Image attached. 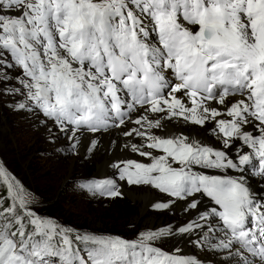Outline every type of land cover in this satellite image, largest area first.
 Segmentation results:
<instances>
[{
    "label": "snow or ice",
    "instance_id": "6c2138e0",
    "mask_svg": "<svg viewBox=\"0 0 264 264\" xmlns=\"http://www.w3.org/2000/svg\"><path fill=\"white\" fill-rule=\"evenodd\" d=\"M0 68L19 84L2 89L23 97L15 108L66 136L59 150L87 133L94 152L95 134L120 129L141 159L113 163L117 179L165 194L157 210H196L133 239L77 231L38 214L0 162V264H202L156 242L205 229L195 243L223 264H264V198L245 175L264 180V0H0ZM180 122L221 147L171 132ZM83 187L123 196L113 179Z\"/></svg>",
    "mask_w": 264,
    "mask_h": 264
},
{
    "label": "rangeland",
    "instance_id": "374dc122",
    "mask_svg": "<svg viewBox=\"0 0 264 264\" xmlns=\"http://www.w3.org/2000/svg\"><path fill=\"white\" fill-rule=\"evenodd\" d=\"M8 71L11 77L18 76L20 72L18 68ZM3 72L4 69L0 68V73ZM7 86L19 87V84L15 79L0 81V162L34 196L33 207L38 214L76 230L127 239L136 238L142 231H157L171 226L168 220L162 218L161 213L153 210L142 216V206L124 192L118 198L91 195L79 181H89L91 177L97 176V164L101 159L95 154L99 151L95 150L89 157H82L83 150L79 147L75 154L59 150L67 148L69 141L66 136L55 128L50 132L51 123L46 127L41 123L42 117L16 109L15 103L22 101L23 97L5 94L2 89ZM88 171H93V174L86 176ZM132 187L140 190V186ZM55 195L59 197L57 203L53 204L52 200L44 202ZM121 202L127 208L126 211H131L127 223L122 218L125 213ZM50 206L60 212L54 216L49 215L47 208ZM173 213L167 214L174 218ZM103 217H108L105 219L110 220L109 225L100 221L99 218ZM80 225L87 228L80 229ZM207 234L205 231L201 239L208 237ZM170 238H162L156 243L171 252Z\"/></svg>",
    "mask_w": 264,
    "mask_h": 264
},
{
    "label": "bare ground",
    "instance_id": "6f19581e",
    "mask_svg": "<svg viewBox=\"0 0 264 264\" xmlns=\"http://www.w3.org/2000/svg\"><path fill=\"white\" fill-rule=\"evenodd\" d=\"M49 129L53 131V127L51 126ZM171 132L176 134L183 133L185 135L191 134V137L196 139H201L205 143H209L214 146H221L220 143L212 136L210 133L201 135L203 133V129L199 128L195 125L183 124L182 122L174 124L171 128ZM93 134H85L81 135L83 137L80 138L79 148L83 150L82 157H87L92 152H87L86 148L88 146L89 137ZM94 138L99 141L97 152L95 155L97 158L101 160L98 161L97 167V178L101 177H112L115 178V170L112 167L113 163L118 162L119 160L127 159V158H136L141 159L136 154L129 153L127 150L122 148L125 139L120 129H110L109 132L104 134H95ZM137 142V141H133ZM88 156V157H89ZM104 156V157H103ZM248 179V183L251 185L252 190L255 192L258 198H264V180L261 179H252L246 176ZM121 188V191L124 192L129 198H131L134 202L139 203L142 206L141 215L146 216L149 210H153L154 212L161 213L162 218L168 220V223L171 224L172 228L175 230L176 228L185 225L191 219L195 218L196 210H191L190 212H185L184 202L177 201L175 204L171 206L169 210H157L153 207L155 203L165 202L169 198L160 194L157 191L150 188V186L141 185L140 190H136L134 187L127 185L123 181H116ZM142 188H145L141 190ZM205 200L202 198V202L199 205L201 211L205 210L204 208ZM174 212L175 217H170L167 213ZM173 213V215H174ZM207 230H196L192 234H183V235H174L171 236V251L175 248H179L182 250L181 254H186L189 256H193L200 260L202 264H223V261L226 259L223 252H218L206 246L197 245L195 241L197 237H202V234ZM208 233V232H207ZM211 234L208 233L209 237ZM167 240V239H166ZM207 244V241H205Z\"/></svg>",
    "mask_w": 264,
    "mask_h": 264
},
{
    "label": "trees",
    "instance_id": "16d2710c",
    "mask_svg": "<svg viewBox=\"0 0 264 264\" xmlns=\"http://www.w3.org/2000/svg\"><path fill=\"white\" fill-rule=\"evenodd\" d=\"M93 174V171H88L87 172V175L86 176H91ZM49 200H52L53 201V204H55V203H57L58 201H59V197H58V195H55V196H53V197H51L50 199H46L44 202L46 203V202H48ZM120 204H122L121 205V207H123V205H124V203H120ZM120 208V207H119ZM122 209V208H121ZM126 209L127 208H125V207H123V210H124V213L125 214H123V220H127L126 221V223L129 221V219L131 218V211H126ZM58 212H60V210H56V209H54L52 206H50V207H48L47 208V213L49 214V215H52V216H54L55 214H58ZM62 215H65V214H62ZM114 215V214H113ZM105 218H108V217H103V219L102 218H99L100 219V221H102V223H104L105 225H109V222H110V220H106ZM110 219V218H109ZM114 221H118V220H114ZM79 228L80 229H83V228H87L86 226H83V225H80L79 226Z\"/></svg>",
    "mask_w": 264,
    "mask_h": 264
}]
</instances>
